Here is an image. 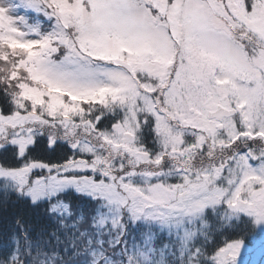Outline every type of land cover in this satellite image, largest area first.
<instances>
[{
	"label": "snow or ice",
	"instance_id": "obj_1",
	"mask_svg": "<svg viewBox=\"0 0 264 264\" xmlns=\"http://www.w3.org/2000/svg\"><path fill=\"white\" fill-rule=\"evenodd\" d=\"M0 264H264V0H0Z\"/></svg>",
	"mask_w": 264,
	"mask_h": 264
}]
</instances>
